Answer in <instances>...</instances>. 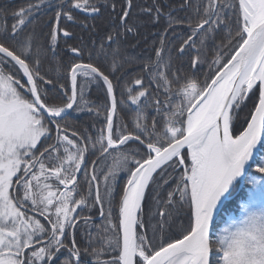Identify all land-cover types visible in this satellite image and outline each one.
Returning a JSON list of instances; mask_svg holds the SVG:
<instances>
[{
	"label": "snow or ice",
	"instance_id": "6c2138e0",
	"mask_svg": "<svg viewBox=\"0 0 264 264\" xmlns=\"http://www.w3.org/2000/svg\"><path fill=\"white\" fill-rule=\"evenodd\" d=\"M131 4L120 13L122 22ZM68 5L93 14L107 6ZM165 7L144 9L156 23L165 19L152 55L137 63L112 48L119 31L106 34L98 54L111 55V74L91 62L74 63L70 94L61 102L41 86L54 90L58 80L41 73L46 52L37 21L42 11H53L47 51H54L58 35H72L61 17L73 21V15L58 0L0 7V264H61L62 250L64 264H264V0H181L176 9ZM181 26L186 35L177 53L195 50L187 70L165 46L169 30ZM122 74L133 77L122 97L136 106L132 131L118 118L114 80ZM100 80L110 99L103 126L81 133L68 123L69 110L100 116L84 96L85 86ZM250 98L253 110L236 134L234 121ZM121 172L128 178L114 222ZM238 183L250 185L240 218L216 232L218 209ZM146 199L155 201L160 218L152 235L145 228ZM92 208L103 218L99 227L84 214ZM177 208L189 210V227L165 241Z\"/></svg>",
	"mask_w": 264,
	"mask_h": 264
},
{
	"label": "trees",
	"instance_id": "16d2710c",
	"mask_svg": "<svg viewBox=\"0 0 264 264\" xmlns=\"http://www.w3.org/2000/svg\"><path fill=\"white\" fill-rule=\"evenodd\" d=\"M28 2L29 0H0V7L19 9L22 6H26ZM58 2L61 6H66L67 10L70 11L74 17L73 21H68L66 17H61V26L66 28L72 35L70 37H63L61 33L58 35L55 50L47 51V48L51 47L50 37L48 35L49 32L52 31V28L49 26L53 16V11L51 9L42 11V13L39 14L37 31L39 34V42L45 46L46 52V55L41 58V73L49 79L58 80V84L54 90H52L51 85L41 86L50 90L48 92L50 98L56 99L57 102H61L66 99L63 95L65 91L70 94L68 70L74 63L91 62L99 66L105 74H111V55L98 54L102 43L107 46L108 41L105 39L106 34H115L116 31H119L121 35L117 38V41L112 44V48H119L126 56L134 59L137 63L143 58L152 55L153 47L158 46L160 34L165 28V19L161 18L159 23H156L153 21L152 16L145 12L144 9L151 8L154 3H157L165 5L166 7L164 10L167 12L168 7L176 9L179 3H181V0H132L128 19L123 22L120 19V13L127 9V0H94L97 5H107L106 7H101V11L95 14L90 12L82 13L79 9L70 7L68 1L58 0ZM90 2H92V0H90ZM112 5H115L114 10ZM175 14L183 16L184 13L178 12L174 13V15ZM8 20L10 23V15ZM124 24L132 27L134 31L126 32L123 27ZM185 35L186 32L182 30V26L178 27L175 32L169 30V35L165 40V46L166 50H170L173 53L176 64L187 70L189 57L195 54V50L190 54H178L176 48ZM72 47L81 48L82 54L76 56L70 50ZM179 56H183V59H179ZM58 68L59 72H57ZM202 72H208L207 65L202 66ZM131 79H133V77L122 74L119 81L114 80L118 99V118L122 119L127 125V131L133 130V121L136 115L135 111H133L136 106L131 105L130 101L122 102V97L126 95L124 89L128 86ZM81 83L82 78H78V87ZM61 84L64 86L63 88L59 87ZM84 96L90 106H94L96 109L100 110L101 115L96 116L92 112L73 110L72 112H78V114H71L68 118V123L73 125L81 133L87 131L90 134H95L97 129L103 126L105 109L110 106L106 86L101 80L87 84L85 86ZM79 102L78 96V103ZM254 103L255 99L250 98L249 101L245 102V105L241 106L237 118L234 121V132L236 134H239V132L246 127L247 119L251 115ZM147 111L151 112V109ZM133 147H135V145H133ZM117 186L118 189L114 194L115 204L116 198L119 197L123 189V179ZM248 188L249 186H245L236 197L225 205L221 215L215 223L214 231L219 232L228 218L238 213V211L236 212V208L247 200ZM236 190L237 187L233 194L236 193ZM114 206L116 207L114 213L117 215V205H113V208ZM152 208V201L146 199L144 213L150 214ZM188 211L187 208L179 209L180 215L176 217L173 226L174 228L176 225L178 228L173 231L171 230L173 228L168 226L163 234L166 239L169 236L171 240H175L182 236L183 231L189 227ZM146 215H144L145 228L149 230V235H152L151 226L155 225L158 219L156 221L153 218L148 220V214ZM155 217L157 218L156 215Z\"/></svg>",
	"mask_w": 264,
	"mask_h": 264
},
{
	"label": "rangeland",
	"instance_id": "374dc122",
	"mask_svg": "<svg viewBox=\"0 0 264 264\" xmlns=\"http://www.w3.org/2000/svg\"><path fill=\"white\" fill-rule=\"evenodd\" d=\"M80 11H82V13H88L87 11H83V10H80ZM23 82V81H22ZM73 111V110H72ZM71 114H78V112H71L70 113V115ZM169 171H171V169H169ZM174 174V173H173ZM127 178H128V175H127V173L126 172H121L120 173V176H119V178H118V181H117V185L122 181V179H123V188L126 186V181H127ZM166 187H167V185H165ZM164 186V187H165ZM247 187V186H249V188H250V185H248V184H244V186H243V188L242 189H244V187ZM248 188V189H249ZM118 189V186L116 187V189H115V191ZM241 189V190H242ZM240 190V191H241ZM102 191H103V189H102ZM239 187L237 186V190L235 191L236 192V196L239 194ZM248 191V190H247ZM114 194H115V192L113 193V196H114ZM235 196V197H236ZM114 201V200H113ZM246 201V200H245ZM152 204H153V208L151 209V212H150V214L149 213H146V214H148V220H150L151 218H153L155 221L158 219H160L158 216H157V218L155 217V212H156V209H155V207H154V205H155V201H152ZM241 206V205H240ZM240 206H237L238 208H236V212L238 211V213H236L235 215H231L229 218H228V220L225 222V224H224V226H226L229 222H231V220H233V219H239L240 218V215H241V208H240ZM145 208V207H144ZM239 209V210H238ZM172 211V218H171V220H170V226L173 228V226H174V222H175V219H176V217L177 216H179L180 215V212H179V208H177V209H172L171 210ZM145 213H144V215H146ZM147 216V215H146ZM169 226V227H170ZM224 226H222V228L224 227ZM178 228V226L176 227V225H175V227L173 228V229H171V230H176ZM221 228V229H222ZM220 229V230H221ZM163 238H164V240L165 241H169V240H171V237H169L168 236V238L166 239V237H164L163 236ZM154 243H160V234L158 233L157 234V238H156V240L154 241ZM157 244V245H158ZM214 259H216V257H215V255H214ZM219 264H222V261H219Z\"/></svg>",
	"mask_w": 264,
	"mask_h": 264
},
{
	"label": "flooded vegetation",
	"instance_id": "af4514ba",
	"mask_svg": "<svg viewBox=\"0 0 264 264\" xmlns=\"http://www.w3.org/2000/svg\"><path fill=\"white\" fill-rule=\"evenodd\" d=\"M113 205H116L115 204V198H114V204ZM115 208L116 207L114 206V208L112 210L113 211V221L114 222L116 220V214L114 213ZM106 210H107V208H106ZM77 212H80V209H77ZM84 214L85 215H90L92 217L93 223L96 224L97 227H99L100 224L103 223V218L100 216L98 208H92L90 210H85ZM76 239H77V242H78V244L80 246H82V247L86 246V241L82 238L81 232H77ZM66 257H67V253L62 250V252L60 254L61 264H64V260H65Z\"/></svg>",
	"mask_w": 264,
	"mask_h": 264
},
{
	"label": "water",
	"instance_id": "95a60500",
	"mask_svg": "<svg viewBox=\"0 0 264 264\" xmlns=\"http://www.w3.org/2000/svg\"><path fill=\"white\" fill-rule=\"evenodd\" d=\"M59 1H68V0H59ZM102 81V80H101ZM103 82V81H102ZM106 86V85H105ZM109 102H110V99H109ZM74 107H75V105H74ZM70 111V113L72 112V110H69ZM238 187H239V191L243 188V186H244V184H240V183H238V185H237ZM236 186V187H237ZM235 187V188H236ZM235 190V189H234ZM233 190V191H234ZM233 193V192H232ZM236 196V194L235 195H233V194H231V196L226 200V201H224L223 202V205L218 209V214H217V216L214 218V226H215V223H216V221H217V219L219 218V216L221 215V213H222V211H223V209H224V207H225V205L228 203V202H230L234 197Z\"/></svg>",
	"mask_w": 264,
	"mask_h": 264
}]
</instances>
